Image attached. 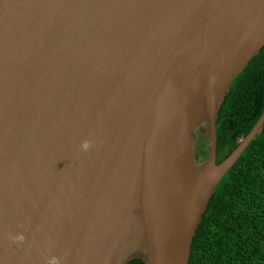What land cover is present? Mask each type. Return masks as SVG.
<instances>
[{
  "label": "water",
  "instance_id": "1",
  "mask_svg": "<svg viewBox=\"0 0 264 264\" xmlns=\"http://www.w3.org/2000/svg\"><path fill=\"white\" fill-rule=\"evenodd\" d=\"M263 46L264 0H0V264H187Z\"/></svg>",
  "mask_w": 264,
  "mask_h": 264
},
{
  "label": "trees",
  "instance_id": "2",
  "mask_svg": "<svg viewBox=\"0 0 264 264\" xmlns=\"http://www.w3.org/2000/svg\"><path fill=\"white\" fill-rule=\"evenodd\" d=\"M264 110V46L232 80L215 114L216 162ZM206 156L202 132L195 149ZM127 264H145L132 258ZM187 264H264V123L223 175L193 236Z\"/></svg>",
  "mask_w": 264,
  "mask_h": 264
},
{
  "label": "clouds",
  "instance_id": "3",
  "mask_svg": "<svg viewBox=\"0 0 264 264\" xmlns=\"http://www.w3.org/2000/svg\"><path fill=\"white\" fill-rule=\"evenodd\" d=\"M89 147V142L88 141H84V142H82V144H81V148L82 149H87ZM49 264H56V262H55V258H52L50 261H49Z\"/></svg>",
  "mask_w": 264,
  "mask_h": 264
}]
</instances>
